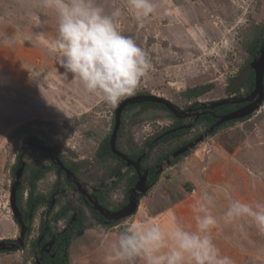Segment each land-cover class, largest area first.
Instances as JSON below:
<instances>
[{
    "label": "rangeland",
    "instance_id": "1",
    "mask_svg": "<svg viewBox=\"0 0 264 264\" xmlns=\"http://www.w3.org/2000/svg\"><path fill=\"white\" fill-rule=\"evenodd\" d=\"M97 2L108 13L121 9L122 33L148 54L152 68L136 94L163 96L180 108L230 96V79H242L240 72L248 69L246 45L264 28V0H153L154 13L141 21L127 13L125 0ZM56 28L55 12L43 7L42 0H0V239L20 235L10 206L11 180L17 156L27 148L31 136L50 147H60L69 162L86 160L81 170L85 180L98 182L106 172L94 159L101 141L112 133L115 110L125 98L116 107H108L62 73L55 56L48 52ZM260 36L264 37L263 31ZM195 87H199L198 96L187 93ZM172 120L159 107L126 110L120 143L125 149L141 146ZM200 129L189 130L188 136ZM174 145L167 140L156 143L148 163L155 164ZM174 160L160 162L163 171L141 198L135 214L116 226L100 225L89 216L88 228L119 234L126 221L149 220L165 229L176 222L194 231L191 206L206 191L214 197L211 210L218 219L232 199L253 206L264 203V103L248 119L219 128ZM56 181V172L49 171L39 181L38 190L49 194ZM124 194L121 181L112 205L121 202ZM74 200L79 204L77 196ZM41 218L42 208L36 212L26 247L0 252V264L36 263L31 247ZM63 225L64 221L59 222V227ZM214 229V243L234 264H264V235L250 219L227 225L220 220ZM80 241L83 239L77 237L70 245V264L84 263L81 247L85 243ZM141 261L136 262L144 264Z\"/></svg>",
    "mask_w": 264,
    "mask_h": 264
},
{
    "label": "clouds",
    "instance_id": "2",
    "mask_svg": "<svg viewBox=\"0 0 264 264\" xmlns=\"http://www.w3.org/2000/svg\"><path fill=\"white\" fill-rule=\"evenodd\" d=\"M42 4L56 14L57 34L48 52L55 56L64 75L71 76L85 92L112 108L137 93L152 65L135 40L122 33L121 9L108 13L97 0H42ZM155 8L153 0H125V10L138 21L148 18ZM263 43L264 40L258 52ZM247 73L245 69L241 76ZM252 114L235 120L248 119ZM222 190L227 194V189ZM213 203V195L206 191L192 204L194 231L176 222L165 229L149 220L126 221L110 245L111 259L119 264H136L138 259L144 264H234L231 257L221 254L212 231L220 220L227 225L248 218L264 235V203L253 206L232 199L219 219L212 213Z\"/></svg>",
    "mask_w": 264,
    "mask_h": 264
},
{
    "label": "flooded vegetation",
    "instance_id": "3",
    "mask_svg": "<svg viewBox=\"0 0 264 264\" xmlns=\"http://www.w3.org/2000/svg\"><path fill=\"white\" fill-rule=\"evenodd\" d=\"M250 62H251V60H250ZM250 62H249V64H250ZM249 64H248V66H249ZM241 72H240V74H241ZM249 74H253L254 78H255V72H254V70H251L250 67L248 68L247 75H249ZM245 77H242V79L239 78V80H238V78L234 77V78H232V80H230L228 88L232 92V94L226 98L243 97V96L250 94L254 90V86L251 90H249L248 89L249 86H247L246 83L244 84ZM223 99H225V98H223ZM219 100H221V99H219ZM255 100H256V98L252 99V102ZM215 101H217V100H215ZM211 102H213V101H210V102H202V101L192 102L190 105L181 108L182 110H187V111H186V114L182 113V116H180V117L176 116L173 112H171L170 110L167 109L166 111L168 112V115H170V117L173 119L172 124L170 126H167L163 130L162 133L160 132L161 135L158 136V139H160V138L162 139V137L164 135L173 133V134H175V136L172 137L169 141H173V143L175 144L174 146H179V147H177V149H179L183 146H186V145L196 141V139L199 138L200 136L207 134L209 129L211 128V126H213L219 120V118L221 116L232 113L236 110H239V109H241V108H243V107H245L251 103V101L236 102V103H231V104L218 106V107H215L213 109H210L209 107H206V104L209 105V104H211ZM158 104H160V103H158ZM219 108H221V109H219ZM201 118H206V119H204L200 122ZM211 119H214V121L212 123H207V120L210 121ZM178 120H180L181 122L178 123ZM228 123H230V121H225L222 124H220L219 126H216L210 134L214 133V131L216 129H218V128H220V127H222ZM189 125H191V126H189ZM199 126H201V129L198 132L192 134L191 136H188L189 130H193L195 128H198ZM181 129H185V130L183 132L179 133L178 131H180ZM209 135H208V137H209ZM206 137L207 136H205L204 139ZM35 142H36L37 146L32 145L31 148L26 150L25 158L27 157V159H26L25 168L27 167V164L34 165V166L36 165L38 167H46L48 165L53 164L52 166H56V168H57V169L53 168L51 170V171H55L56 175H57V181L53 187V190L49 194L46 192L40 191L41 200L39 203L37 202L38 203L37 207L36 208H34V207L30 208L28 215L25 217V211L24 210H26L28 208V206H27V203H24V202H27V200H29V196H30L29 192H27V191H26L27 195L23 199L25 201L23 202V205H21L22 210L19 207V209L23 215L24 224L27 225V229H26L27 232L25 233L24 239H23L24 243L26 241L25 239L27 237H30L32 232H33V224H34L36 212L40 208H42L43 218L40 219L37 235L32 239L33 240L32 241V247H33V245H35V246L33 247V249L31 247V250L33 252V255H34V258L36 261V263L35 262L34 263L38 264L37 261L40 260V262L42 264V261H43L45 254H48L52 257H56L57 254L61 250H62V253L64 254L66 247L63 246V244H61V242H60L61 236L64 234H67V233L76 232L77 225L82 221L83 218H85V216L87 217V220H85V224H84L85 231L89 226V220L88 219L90 217L92 219H94V221L96 223H98L100 225H105V226H110V225L116 226L117 224H119L120 222L125 220L126 218L119 220V221H114V220L108 221V220H106L105 217L97 209H94V206H93V203L91 200H98L99 203L101 205H103L105 208H108L111 210H118V209H120V208H122L128 204V202H129V190L130 189L127 188V186H125V194L123 196V199L117 205H112V202L110 205H104L101 201L103 193L105 194V197L112 199L114 190L118 187L117 186V187L112 188L111 190L108 191L107 185L108 184L113 185L115 183V181H117L121 176L118 179H116L114 181V183H110V182L105 183L106 180L108 181L110 178H113L114 176L109 177L103 181H100V179L96 177L98 179V182H95V183L90 182V181L85 180L83 178L82 173H81L82 172L81 170L83 169L82 167H78V169H77V168H75V164H73V165L70 164V166L72 167V168H70L65 163V161H64L65 159H63V154L57 153L61 157V159L63 160L66 167L74 173V175L73 174L70 175L71 178L69 179L66 171L63 169H60V166L57 164V162H54L51 159L50 155L48 158L44 155H41V157L39 158V155H40L39 146L41 144L37 141H35ZM154 143L155 142L153 141L152 144H154ZM194 147H192V148H194ZM32 150L39 152V154H31L29 151H32ZM145 152L147 153L148 151H145ZM28 153L30 155H27ZM185 154H186V152H185ZM33 157L36 159H33ZM44 158L48 159V162L45 164L42 163V159H44ZM179 159L180 158H178V159L176 158L175 162H177ZM163 161L164 160H162L161 162H163ZM72 162L74 163V162H79V161H72ZM126 163H125V165H126ZM16 164H17V160H16ZM155 164H154V168H155L154 172L157 169L158 170L157 174L159 176V174L163 171V169L160 168V165H159L160 163H157L156 166H155ZM18 166H17V168H18ZM131 167L136 170L138 180H139V172L137 171L135 166L130 165L129 168H131ZM141 170H143V172L149 171L148 179H147V185H149L151 187L153 185H155L157 180H153L151 178V176H153V175L155 176V173H153L149 168H143L142 167V160H141ZM131 174H133V171ZM74 179H77L80 182H82V186L81 187L77 186L73 182ZM137 181L130 188H132L137 183ZM120 182H119V184H120ZM13 183L11 180V184H13ZM107 191H108V193H107ZM54 196H56L55 200H54ZM62 196H63V200H62V203L60 204V203H58V200ZM75 196H77V201L79 204H74V201H75L74 197ZM69 201L71 202V207L73 208L72 212L70 210V212H68V214H66L65 218L60 219L58 222L53 221V217L55 216V214L57 212H60L62 210V206L66 205ZM120 203H124V204L120 205ZM94 211L98 212V215L100 214L99 216L101 218L97 214H94L93 213ZM71 215H72V217H71ZM78 216H80V219L78 218ZM61 221L65 222V225H63L62 228L59 227V222H61ZM18 224L20 227V235L18 237H16V238H2V239H0V241L6 240L8 245L13 244L14 241L17 244H19V241L17 239L21 236L22 225L20 223H18ZM85 231H84V233H85ZM72 234L74 235L76 233H72ZM54 241H55V243L50 250H48L49 249L48 245L46 248H44L45 244H49L50 242H54ZM0 247H2V245H0ZM25 247H26V244L23 246V248H25ZM13 250H15V249L6 248V249H0V252H10Z\"/></svg>",
    "mask_w": 264,
    "mask_h": 264
},
{
    "label": "water",
    "instance_id": "4",
    "mask_svg": "<svg viewBox=\"0 0 264 264\" xmlns=\"http://www.w3.org/2000/svg\"><path fill=\"white\" fill-rule=\"evenodd\" d=\"M258 54L259 55L253 58L250 63V69L255 71L254 90L250 94L243 96V97H231V98H225V99L213 101L209 105L206 104V107L213 109L218 106H223V105L236 103V102H243V101H251V103L239 110H236L232 113L221 116L219 120L213 126H211L207 134L200 136L199 138L196 139V141L174 151L171 157L168 159L169 164L177 156L185 153L186 151H188L189 148L194 147L198 143H200L204 139L205 136H208L214 130L216 126L220 125L221 123L225 121L240 119L242 117L250 115L254 113L257 109H259V107H261V105L264 102V43L261 46ZM254 98H256V100L252 102V99ZM145 102L163 104L167 107L168 110L173 112L178 117L182 116V113L186 114V111H187V110H182L180 107H178L168 98H165L159 95H154V94H136L133 96H129L125 98L123 101H121V103L118 105L117 109L115 110V125H114L112 135L110 137V146H111L112 152L118 155L119 157L123 158L127 163L122 169H120V171L113 178H110L108 181L106 180L105 183H108V182L114 183V181L118 179L129 168L130 165L135 166V168L139 172V180L129 190L128 204L118 210H111V209L105 208L103 205L99 203L98 200H91L93 203L94 209H97L108 221H111V220L119 221L121 219H125L127 217L132 216L138 210L141 196L145 195V193L151 187L147 185L149 171L143 172V170H141V158L142 157L140 156L137 159H132L128 154H126L125 152H123L117 147L118 133L121 128L122 114L125 108L129 105H134L137 103H145ZM27 143H28L27 148L19 156V166L16 169L15 181L11 186V192H10L11 210L13 211V215L16 221L22 225L21 236L17 239L19 241V244H17L14 241L13 244L8 245L6 240H2L0 241V245H2L0 249H6V248L19 249L25 245L23 239H24L25 233L27 232L26 230L27 225L24 224L23 215L19 209V205L17 202V192H18V189L22 185V179L24 176V170L26 166V160H25L26 150L31 148L32 145L37 146L36 142L33 139H29ZM39 150L43 152H48L51 159L54 162H57V164L60 166V169H63L66 171L69 179L71 178L70 176L71 174L74 175V173L66 167L61 157L57 154V152L52 147L40 145ZM144 154H146V152ZM73 182L79 187L82 186V182H80L77 179H74ZM55 198L56 196H54V200ZM54 243L55 241L50 242L49 244H45L44 248H46L48 245L49 246L48 250H50L52 246L54 245ZM64 254L65 255L67 254V249H65ZM37 263L41 264L40 260H38Z\"/></svg>",
    "mask_w": 264,
    "mask_h": 264
},
{
    "label": "trees",
    "instance_id": "5",
    "mask_svg": "<svg viewBox=\"0 0 264 264\" xmlns=\"http://www.w3.org/2000/svg\"><path fill=\"white\" fill-rule=\"evenodd\" d=\"M262 31L264 33V28L260 30V32H262ZM260 32L255 33L254 34L255 38L252 39V40L250 39L248 41L247 45H246L247 49H248V52H249V59H252L253 56L257 55L258 48L260 47V45L262 44V42L264 40V37L261 38ZM230 80H232V79H230ZM254 81H255L254 75L253 74H249V75H247L245 77L244 84L246 83V85L249 86L248 89L251 90L253 88V86H254ZM198 88L199 87H195V88L189 90L187 93H189L190 95H197L198 96L200 94L197 91ZM143 93H140V94H143ZM144 94H149V93H144ZM135 107L142 108V109H148L149 107H153V108L159 107V108H163L164 110H167L165 105L158 104V103L145 102V103H137V104H134V105H129V106H127L125 108L124 111L126 112V110L133 109ZM221 108H219V109H221ZM204 119H206V118H201L200 122L202 120H204ZM213 121H214V119H211L210 121L207 120V123H212ZM179 122H181V121L178 120V123ZM235 122H236V120L230 121V123L225 124L224 126H228V125L233 124ZM123 127H124V122L122 121L121 128L119 130L118 138H117V147L120 150H122L123 152L127 153L133 159H137L138 157L141 156L142 157L141 158L142 167L143 168H149L153 173H155V176L153 175L154 177L151 176V178L153 180H157L158 179V174H157L158 170L156 169V171L154 172V169H155L154 168V164L148 163V160L150 158V149H152L156 143L159 144L160 141H162V140L169 141L172 137L175 136V134L170 133V134L164 135L162 137V139L161 138L158 139V136L161 135V133H158L157 136L148 138L144 142V144L141 145V146L132 145V146L129 147V149H125L123 147V145H121V143H120L121 130L123 129ZM218 129H216L214 132H216ZM184 130L185 129H181L178 132L180 133V132H183ZM111 135H112V133L108 134L101 141V143H100V145H99V147L97 149V152H96V157L94 159V162L96 163V165L102 164L103 166L106 167V172H105L103 177H100V181L106 180L107 178L113 177L114 175H116L126 163L123 158L119 157L118 155H116V154H114L112 152V149H111V146H110V137H111ZM30 138H32L33 140L39 142L41 145L44 144L37 137H32L31 136ZM153 141H155L154 144H152ZM52 147L58 152V154L62 153L60 147H58V146H52ZM146 147H149V151L146 154H144L145 151H146ZM177 147H179V146H173L169 151L161 153V155L158 157V160H156V164L160 163L162 160H165V159L169 158L173 154V152L177 149ZM24 150H25V148L21 149L20 152L22 153ZM19 155L20 154H18V156H17V164H15V166L13 168L12 183L15 180L16 168L19 165ZM27 155H30V154L28 153ZM40 155H44L47 158L49 157V154L47 152H40ZM178 158H180V156ZM33 159H36V158L33 157ZM63 159H65V158L63 157ZM111 159L115 160L114 164H111V162H110ZM64 161L67 164V166H69L70 168H72L70 166V164L71 165L75 164V168H77V169H78V167L84 168L85 165H86V160H82V161L74 162V163L72 161L69 162L66 159ZM174 162H175V160H174ZM156 164H155V166H156ZM52 165H48L46 167H38L36 165L34 166V165L27 164V167L25 168L24 176H23L24 180L22 182L21 187L18 189V192H17V202H18V205H19L21 210H22L21 205H23V202L25 201V200H23L24 197H25V192L26 191L29 192V195H30L29 196V200H27V202H24V203H27V206H28V208L26 210H24L25 211V217L28 215V213L30 211V208H33V207L36 208L38 203L40 202L41 193L38 190V183L53 168L57 169L56 166H52ZM132 171H133V174H131ZM137 180H138L137 172H136V170L134 168L131 167L128 170H126V172H124L121 175V177L117 181H115V183L113 185H110V184L107 185L108 191L111 190L112 188L117 187L120 181H124L125 186H127V188L130 189V187ZM108 191H107V193H108ZM143 196H141V198ZM62 200H63V196L58 200V203L61 204ZM101 201H102V203L104 205H110L111 202H112L110 198L105 197L104 193H103V196L101 198ZM123 204L124 203H120V205H123ZM72 209L73 208L71 207V202L69 201L66 205L62 206V210L60 212H57L55 214V216L53 217V221L58 222L60 219L65 218L66 214H68V212H70V210L72 212ZM93 213L98 215V212L94 211ZM71 217H72V215H71ZM78 218L80 219V216H78ZM85 220H87L86 216L77 225L76 232L67 233V234H64V235L61 236L60 242H61V244H63V246L66 247L67 254L66 255L63 254L62 250L57 254L56 257H52V256H50L48 254H45V256L43 258V261H42V264H70V254H69L70 245H71L72 241L75 238L80 237V236H82L84 234V231H85V227H84ZM72 233H76V234L73 235ZM34 246L35 245H33V247Z\"/></svg>",
    "mask_w": 264,
    "mask_h": 264
},
{
    "label": "crops",
    "instance_id": "6",
    "mask_svg": "<svg viewBox=\"0 0 264 264\" xmlns=\"http://www.w3.org/2000/svg\"><path fill=\"white\" fill-rule=\"evenodd\" d=\"M215 231L216 230L213 229L214 233ZM117 236L118 232L116 231H104L103 233H99V228H87L85 233L80 236V238L83 239V241H80L81 244L85 243V245L81 247L85 255L84 263L82 264H100L101 262L119 264L118 261L111 259L110 250V245L117 238ZM74 240H76V238Z\"/></svg>",
    "mask_w": 264,
    "mask_h": 264
}]
</instances>
